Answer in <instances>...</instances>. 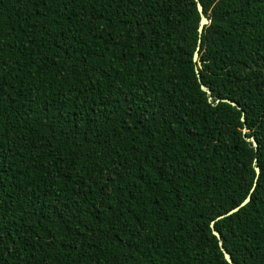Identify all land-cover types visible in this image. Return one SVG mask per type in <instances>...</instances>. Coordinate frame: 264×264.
<instances>
[{"label":"trees","instance_id":"obj_1","mask_svg":"<svg viewBox=\"0 0 264 264\" xmlns=\"http://www.w3.org/2000/svg\"><path fill=\"white\" fill-rule=\"evenodd\" d=\"M199 2L0 0V264H264V0Z\"/></svg>","mask_w":264,"mask_h":264},{"label":"water","instance_id":"obj_2","mask_svg":"<svg viewBox=\"0 0 264 264\" xmlns=\"http://www.w3.org/2000/svg\"><path fill=\"white\" fill-rule=\"evenodd\" d=\"M195 1V7H196V10H197V13H198V23H197V27H196V31H197V34L199 36V34L201 33L202 31V27L204 24L207 23V18L204 16L203 12H202V6L199 2V0H194ZM198 45H199V38H197V41H196V45H195V49L194 51L192 52V60L194 61L197 57V49H198ZM195 72H196V69H194ZM196 76H197V81L199 83V88L204 91L206 94H207V100L210 101L211 97L209 96V89L206 88L201 82H200V79L198 78V74L196 72ZM226 102H228L229 104L235 106L236 108H238V105L229 100V99H222ZM240 119L242 120L243 117L242 115L240 116ZM245 131L246 129L244 127L241 128V134H242V137L247 140V141H250L251 145L253 147L256 146V143H255V140L252 136H249V137H246L245 136ZM252 166H253V170H254V180L258 174V167L255 165V160L253 159L252 161ZM249 200V194H247L236 206L230 208L228 211H226L224 214H221V215H218L216 218H220L222 217L223 215H227V214H230L234 211H236L240 206L244 205L247 201ZM209 228H210V231L211 233L216 237L217 239V243H218V246H219V249L221 250L222 252V255L224 257V259L229 263V264H235L231 259H230V256H229V253L223 248L222 244H221V241H220V237H219V233L214 229L213 227V220H211L209 222Z\"/></svg>","mask_w":264,"mask_h":264}]
</instances>
